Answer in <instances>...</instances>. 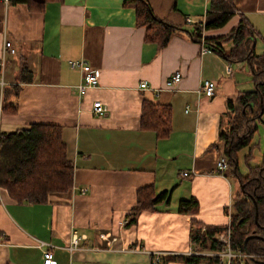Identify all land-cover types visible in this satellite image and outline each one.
Wrapping results in <instances>:
<instances>
[{
    "label": "crops",
    "instance_id": "0c3cea01",
    "mask_svg": "<svg viewBox=\"0 0 264 264\" xmlns=\"http://www.w3.org/2000/svg\"><path fill=\"white\" fill-rule=\"evenodd\" d=\"M146 1L156 18L181 29L205 22L211 11L210 0ZM230 3L233 16L203 31V39L223 38L245 18L254 53L263 56L264 0ZM5 42L15 54L4 53L0 73V133L33 124L59 127L74 173L73 187L50 194L43 204L19 203L0 187V264H44L46 251L55 264H160L189 253L206 264L215 257L217 251L192 243V222L202 230L230 225L238 184L229 170L216 171L223 159L218 146L231 128L227 103L254 92L250 65L202 54V44L185 31L158 47L146 40V28L137 26L135 9L124 0H59L39 10L0 0V59ZM74 61L98 71L96 88L78 92L81 74L69 67ZM21 63L28 67L25 82ZM175 74L182 79L168 89ZM204 82L215 85L211 98L201 92ZM94 102L103 104L105 116L91 113ZM144 103L168 107L167 136L141 128ZM255 128L250 145L237 154L242 177L249 156L252 167L263 162L264 112ZM146 187L170 192V204L138 214L127 226L137 191ZM180 201L196 207L179 213ZM74 234L78 246L70 250Z\"/></svg>",
    "mask_w": 264,
    "mask_h": 264
},
{
    "label": "trees",
    "instance_id": "16d2710c",
    "mask_svg": "<svg viewBox=\"0 0 264 264\" xmlns=\"http://www.w3.org/2000/svg\"><path fill=\"white\" fill-rule=\"evenodd\" d=\"M59 0H7L10 5L24 4L30 9L39 10L48 2ZM126 7L136 12V24L146 28V40L162 48L167 45L176 31H185L195 43L206 45L212 52L218 53L229 62L246 61L252 70L254 92L242 94L232 104L227 103L231 114V128L221 134L220 155L227 162L231 177L238 184L233 213L230 215L231 250L254 256L242 261L232 260L231 264H264V159L260 166L249 165L251 157L246 159L248 175L242 177L238 169L237 154L251 143L255 133V121L264 112V55L254 53L253 29L242 18L235 29L219 39H203L202 32L218 29L233 16L230 0H210V13L204 25L191 29L174 27L156 18L146 0H124ZM231 48L226 51L223 45ZM28 67L21 63V81H27ZM252 108V109H250ZM12 109V108H11ZM7 111V107H2ZM141 128L151 130L159 137L170 132V112L168 107L156 104H143ZM73 164L67 158V150L61 139V129L52 125L33 124L0 135V187L19 203L43 204L52 193H65L73 187ZM170 204V192L156 194L152 187L137 191L136 204L132 209L127 226L135 223L142 212H157L162 205ZM195 202L180 201L179 213L192 212L190 206ZM257 216V217H255ZM191 241L203 249L219 251L221 246L215 236L227 227H202L193 221ZM201 258L178 256L164 258L160 264L182 262L199 264ZM216 257L208 259L206 264H217Z\"/></svg>",
    "mask_w": 264,
    "mask_h": 264
},
{
    "label": "built area",
    "instance_id": "2783aa9c",
    "mask_svg": "<svg viewBox=\"0 0 264 264\" xmlns=\"http://www.w3.org/2000/svg\"><path fill=\"white\" fill-rule=\"evenodd\" d=\"M7 2V0H4ZM187 24H190V20H187ZM204 22L198 24V26L202 27ZM8 51L11 55L15 54L14 48L11 46L10 42L4 43L3 48V57L0 59V73L4 70L5 67V58L4 53ZM211 50L204 44H202L201 53L206 54L210 53ZM69 67L71 70H78L81 74L80 84L77 86V90L79 93H84L87 89L96 88L99 84V73L97 70L93 69L91 66L87 65L83 61H74L69 63ZM232 71L231 65L228 64L226 67V73L230 74ZM1 75V74H0ZM182 77L180 74H175V76L167 83V88L172 89L176 86ZM146 83L142 82L139 85L140 89H145ZM215 85L212 82H204L201 87V92L206 98H211L214 94ZM106 108L103 106L101 102H94L91 113L96 117H103L106 115ZM1 135V133H0ZM227 162L225 159H220L216 163V171L223 175L227 172ZM188 174L183 173V176L186 177ZM114 240V239H113ZM214 240L221 246L220 250L216 252L215 257L217 258V264H231L232 260L242 261L247 258H253L254 256L242 253L240 251H232L231 250V230L228 226L226 230L218 233ZM78 246V238L74 234L71 240L70 250H75ZM192 253H189V256H192ZM43 263L44 264H55L53 254L51 251H46L43 255ZM158 259H155L152 264H157Z\"/></svg>",
    "mask_w": 264,
    "mask_h": 264
},
{
    "label": "rangeland",
    "instance_id": "374dc122",
    "mask_svg": "<svg viewBox=\"0 0 264 264\" xmlns=\"http://www.w3.org/2000/svg\"><path fill=\"white\" fill-rule=\"evenodd\" d=\"M261 157H262V156L259 155V158H261ZM232 182H233V184L235 185V188H236V183H235L236 181L233 180ZM236 190H237V189H236ZM231 213H232V211H231Z\"/></svg>",
    "mask_w": 264,
    "mask_h": 264
},
{
    "label": "water",
    "instance_id": "95a60500",
    "mask_svg": "<svg viewBox=\"0 0 264 264\" xmlns=\"http://www.w3.org/2000/svg\"><path fill=\"white\" fill-rule=\"evenodd\" d=\"M255 217H257V216H255Z\"/></svg>",
    "mask_w": 264,
    "mask_h": 264
}]
</instances>
